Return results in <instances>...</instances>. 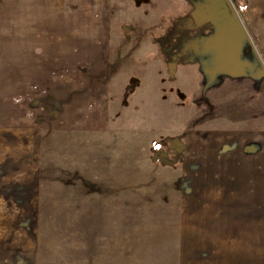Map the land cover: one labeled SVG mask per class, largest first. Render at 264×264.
Segmentation results:
<instances>
[{"label": "rangeland", "instance_id": "374dc122", "mask_svg": "<svg viewBox=\"0 0 264 264\" xmlns=\"http://www.w3.org/2000/svg\"><path fill=\"white\" fill-rule=\"evenodd\" d=\"M0 264H264V0H0Z\"/></svg>", "mask_w": 264, "mask_h": 264}]
</instances>
